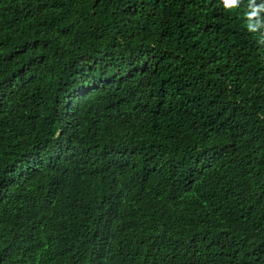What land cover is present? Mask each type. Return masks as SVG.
Masks as SVG:
<instances>
[{"label":"trees","instance_id":"16d2710c","mask_svg":"<svg viewBox=\"0 0 264 264\" xmlns=\"http://www.w3.org/2000/svg\"><path fill=\"white\" fill-rule=\"evenodd\" d=\"M247 11L0 0V264H264Z\"/></svg>","mask_w":264,"mask_h":264},{"label":"clouds","instance_id":"9594fccd","mask_svg":"<svg viewBox=\"0 0 264 264\" xmlns=\"http://www.w3.org/2000/svg\"><path fill=\"white\" fill-rule=\"evenodd\" d=\"M225 12H232L239 8L242 0H219ZM246 29L249 32L264 30V0H248V11L245 13Z\"/></svg>","mask_w":264,"mask_h":264}]
</instances>
